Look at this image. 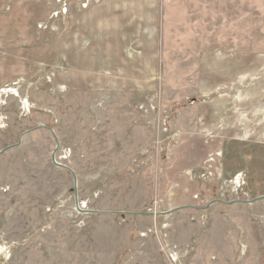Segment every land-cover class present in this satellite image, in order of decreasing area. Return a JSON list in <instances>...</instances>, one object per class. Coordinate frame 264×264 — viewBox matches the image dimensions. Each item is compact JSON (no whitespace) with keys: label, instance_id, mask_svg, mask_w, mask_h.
<instances>
[{"label":"rangeland","instance_id":"rangeland-1","mask_svg":"<svg viewBox=\"0 0 264 264\" xmlns=\"http://www.w3.org/2000/svg\"><path fill=\"white\" fill-rule=\"evenodd\" d=\"M0 153V264H264V0H0Z\"/></svg>","mask_w":264,"mask_h":264},{"label":"water","instance_id":"water-1","mask_svg":"<svg viewBox=\"0 0 264 264\" xmlns=\"http://www.w3.org/2000/svg\"><path fill=\"white\" fill-rule=\"evenodd\" d=\"M52 133L54 134V132H52ZM54 136H55V135H54ZM55 138H56V136H55ZM0 154H2V153H0ZM52 163H53V165H54L55 167H60V168H62V169H65V170L69 171V172L73 175V177H74V183H75V192H76L77 178H76V176H75L73 170L70 169V168H68L67 166H64V165L59 164V163L56 161L55 154L52 156Z\"/></svg>","mask_w":264,"mask_h":264},{"label":"built area","instance_id":"built-area-1","mask_svg":"<svg viewBox=\"0 0 264 264\" xmlns=\"http://www.w3.org/2000/svg\"><path fill=\"white\" fill-rule=\"evenodd\" d=\"M235 184H236V188L243 189L245 186V180H244L243 176L240 175L239 177H237Z\"/></svg>","mask_w":264,"mask_h":264},{"label":"bare ground","instance_id":"bare-ground-1","mask_svg":"<svg viewBox=\"0 0 264 264\" xmlns=\"http://www.w3.org/2000/svg\"><path fill=\"white\" fill-rule=\"evenodd\" d=\"M8 93H11L13 96H17L18 94H16L15 92H12V90H10ZM82 208V207H81Z\"/></svg>","mask_w":264,"mask_h":264},{"label":"crops","instance_id":"crops-1","mask_svg":"<svg viewBox=\"0 0 264 264\" xmlns=\"http://www.w3.org/2000/svg\"><path fill=\"white\" fill-rule=\"evenodd\" d=\"M211 120H212V119H211ZM198 186H199V185H198ZM201 188H202V187H201V186H199V188H198V191H199V192H200Z\"/></svg>","mask_w":264,"mask_h":264}]
</instances>
